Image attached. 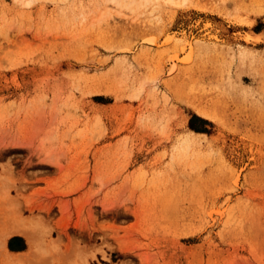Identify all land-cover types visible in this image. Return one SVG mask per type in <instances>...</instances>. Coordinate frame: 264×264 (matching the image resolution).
Here are the masks:
<instances>
[{"label":"rangeland","instance_id":"374dc122","mask_svg":"<svg viewBox=\"0 0 264 264\" xmlns=\"http://www.w3.org/2000/svg\"><path fill=\"white\" fill-rule=\"evenodd\" d=\"M262 29L264 0H0V236L33 224L24 264H264Z\"/></svg>","mask_w":264,"mask_h":264},{"label":"bare ground","instance_id":"6f19581e","mask_svg":"<svg viewBox=\"0 0 264 264\" xmlns=\"http://www.w3.org/2000/svg\"><path fill=\"white\" fill-rule=\"evenodd\" d=\"M111 1L116 3V4H122V2L124 0H111ZM167 1L173 2V3L178 2V0H167ZM262 30L263 31H261L260 38L262 40H264V29H262ZM199 108H197V111L199 112L200 115L205 116L206 118L210 117V114L207 111L202 110L201 108L199 109ZM191 132L201 134L200 132H196L194 130H191ZM18 216H20V215H17V217ZM20 217L22 218L23 216L21 215ZM20 217L17 218L18 220H15L16 224H14L12 222L13 226L9 227L4 232L2 231V235L0 236V246H1L0 248L3 247V250L5 251V253L7 255L8 263H10V264H24L26 262H29L28 259H30L32 256H35V252L38 253L39 248H41L40 243L42 241L40 242V239H38L37 233L35 232V230L33 228V224H29L28 220H30V219L24 220V221L28 222V223H25L22 221V219ZM14 218H16V217H14ZM15 235H24L27 238L28 249H26L24 251H11L8 248V246H7L8 239L12 236H15ZM6 255H5V260H6Z\"/></svg>","mask_w":264,"mask_h":264},{"label":"trees","instance_id":"16d2710c","mask_svg":"<svg viewBox=\"0 0 264 264\" xmlns=\"http://www.w3.org/2000/svg\"><path fill=\"white\" fill-rule=\"evenodd\" d=\"M192 127H193V126H192ZM24 247H25V246L23 245V246H21L19 249H24ZM11 248H12V249H17L16 246H13V245H11Z\"/></svg>","mask_w":264,"mask_h":264},{"label":"crops","instance_id":"0c3cea01","mask_svg":"<svg viewBox=\"0 0 264 264\" xmlns=\"http://www.w3.org/2000/svg\"><path fill=\"white\" fill-rule=\"evenodd\" d=\"M22 236H24V235H22ZM13 237V236H12ZM25 237V236H24ZM26 238V237H25ZM7 243H8V241H7ZM26 243L28 244V240H27V238H26ZM9 244H7V246H8ZM8 248H9V246H8ZM10 249V248H9ZM11 250V249H10ZM12 251V250H11Z\"/></svg>","mask_w":264,"mask_h":264}]
</instances>
